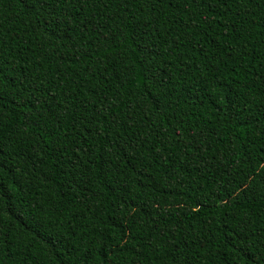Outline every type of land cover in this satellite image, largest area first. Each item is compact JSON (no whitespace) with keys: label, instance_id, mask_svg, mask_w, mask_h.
<instances>
[{"label":"trees","instance_id":"obj_1","mask_svg":"<svg viewBox=\"0 0 264 264\" xmlns=\"http://www.w3.org/2000/svg\"><path fill=\"white\" fill-rule=\"evenodd\" d=\"M0 264H264V0H0Z\"/></svg>","mask_w":264,"mask_h":264}]
</instances>
